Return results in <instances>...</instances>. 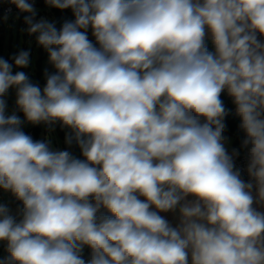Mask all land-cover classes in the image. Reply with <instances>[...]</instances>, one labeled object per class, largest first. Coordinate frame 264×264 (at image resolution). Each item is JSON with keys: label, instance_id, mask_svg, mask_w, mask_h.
<instances>
[{"label": "clouds", "instance_id": "1", "mask_svg": "<svg viewBox=\"0 0 264 264\" xmlns=\"http://www.w3.org/2000/svg\"><path fill=\"white\" fill-rule=\"evenodd\" d=\"M7 2L55 71L41 88L13 72L29 51L0 57V190L19 202L0 203V264H264V0H45L73 14L59 29ZM25 122L68 129V149Z\"/></svg>", "mask_w": 264, "mask_h": 264}, {"label": "rangeland", "instance_id": "2", "mask_svg": "<svg viewBox=\"0 0 264 264\" xmlns=\"http://www.w3.org/2000/svg\"><path fill=\"white\" fill-rule=\"evenodd\" d=\"M35 9L38 11H41L39 14L36 15L35 20H40L41 18L46 19L47 21L54 23L57 27V20H56V14L47 12L46 9H41L39 7H35ZM47 13H45V12ZM27 14H24L21 16V20H19L17 14H11L6 16L7 19H3V16L0 13V57H3L4 59L8 60L9 63H13L11 60V56L13 54L18 53L20 50H27L30 52V64L27 68H16L14 66L13 72L15 71H24L29 76L30 80L33 83H37L40 85L41 88H43L44 84L46 83L44 72L47 69L48 72H54V67L49 63L48 61V54L47 52L40 46H38L36 42V36L35 34L29 35L27 31L25 30L27 28V25L24 23V16ZM29 15V14H28ZM64 15L62 13H59L58 20L64 19ZM89 36L91 34L89 33ZM90 38V37H89ZM91 39V38H90ZM7 109H6V115H11L15 113L18 115L21 120H24L23 113L20 112L15 105V90L10 89L9 94L7 96ZM37 129L36 138L37 140H43L45 138L49 139L52 146L59 150H65L68 149V145L65 143V136L66 133L69 131L68 129H62L63 133L60 134V132L56 129V126L53 129H49L48 127L44 125H32L27 122H25L22 125V130L25 133H29V135L34 134V130ZM31 133V134H30ZM72 149V148H71ZM70 149V150H71ZM11 196H13L10 192H4L3 190H0V203L7 204L13 213H15V210L18 206H14L11 201ZM14 197V196H13ZM4 247L2 243H0V248ZM3 253L0 257L3 258Z\"/></svg>", "mask_w": 264, "mask_h": 264}, {"label": "trees", "instance_id": "3", "mask_svg": "<svg viewBox=\"0 0 264 264\" xmlns=\"http://www.w3.org/2000/svg\"><path fill=\"white\" fill-rule=\"evenodd\" d=\"M37 2L40 3L42 6H46L47 5L45 3V0H37ZM52 11L56 14V19H57V22H58V24H57V28L58 29L62 26V24L65 21H71V20L74 19L73 14H72L70 9L63 10L68 15L66 17H64V19H62V20H58V15H59V13L62 12V10H59V9H56V8L52 7ZM209 50H212V48L209 47ZM221 99L224 102L225 108L228 110V115L225 117V120H224V122L226 124L225 132L232 133L233 136H234L233 144L241 147L242 141H243V139L245 137H244V133L240 130V127H239L240 118L236 115L235 108H234L231 100H229V98L226 96L225 93H222ZM33 132L36 133V129ZM73 155L76 158L83 159V157L81 156V153H80V149L75 144H74ZM12 204L14 206H18L19 205V202L15 199V197L12 199Z\"/></svg>", "mask_w": 264, "mask_h": 264}, {"label": "built area", "instance_id": "4", "mask_svg": "<svg viewBox=\"0 0 264 264\" xmlns=\"http://www.w3.org/2000/svg\"><path fill=\"white\" fill-rule=\"evenodd\" d=\"M30 2H33L34 7L38 5L37 0H30ZM9 9L11 10L9 11ZM18 13H20L19 9H17L15 5H12L8 2L5 3L1 8V14L3 16H8L11 14H18ZM208 46L212 48L210 40L208 41ZM26 134H29V133H26ZM234 149L239 152V155L234 158L235 166L236 168L241 170L242 179H244L245 181H248L249 177L247 174V164H248L247 151L237 145H232L231 147L227 148V151L229 154H231Z\"/></svg>", "mask_w": 264, "mask_h": 264}, {"label": "crops", "instance_id": "5", "mask_svg": "<svg viewBox=\"0 0 264 264\" xmlns=\"http://www.w3.org/2000/svg\"><path fill=\"white\" fill-rule=\"evenodd\" d=\"M5 3H7V0H0V13H1V8H2V6H3ZM35 7H39V8H41V9H46L47 12H50V11H51V13H54V12L52 11V7H50V6H48V5H46V6H42L40 3H38V5L35 6ZM41 11H43V10H41ZM41 11L38 10L37 12L40 13ZM44 12H45V11H44ZM47 12H45V13H47ZM39 13H37V14H39ZM61 13H62V15H64L65 17L68 15V14H67L66 12H64V11H62ZM24 14H27V15H28L29 13H23V12H20V13L17 14L19 20H21V16L24 15ZM56 20H57V19H56ZM89 37L92 38L91 36H89ZM225 94H226V96L229 98V100H231V98L227 95L226 92H225ZM231 102H232V101H231ZM56 129L60 132V134L63 133V130L61 129V127L59 126V124L56 125ZM36 134H37V129H36V133H34V134L32 135V137H33L34 140H37V138L35 137ZM224 135L228 138V140L226 141L225 147H226V148H229V147H231L232 145H234V144H233V141H234V136H233V134H232V133H227V132H225ZM71 151H72V153H73V151H74V144H73V146H72ZM13 198H14V197L11 196V201H12ZM161 215L166 216V218H167L170 222H172L173 225H175V223L177 222L175 216H174L172 213H161ZM88 252H89V250H88V249H85V256H86V257H87V255H88ZM2 253H3L4 256L7 255V253H6V251H5V249H4L3 246L0 248V256H1ZM4 256H3V257H4ZM0 258H2V257H0Z\"/></svg>", "mask_w": 264, "mask_h": 264}]
</instances>
